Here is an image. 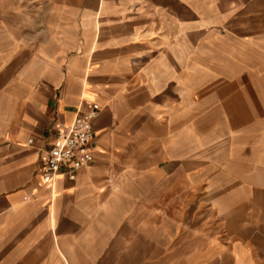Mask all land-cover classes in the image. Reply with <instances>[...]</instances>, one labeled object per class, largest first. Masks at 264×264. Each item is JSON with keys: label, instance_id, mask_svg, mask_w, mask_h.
<instances>
[{"label": "crops", "instance_id": "crops-1", "mask_svg": "<svg viewBox=\"0 0 264 264\" xmlns=\"http://www.w3.org/2000/svg\"><path fill=\"white\" fill-rule=\"evenodd\" d=\"M44 2L0 10V264H264V0ZM84 100L94 161L52 190Z\"/></svg>", "mask_w": 264, "mask_h": 264}, {"label": "built area", "instance_id": "built-area-1", "mask_svg": "<svg viewBox=\"0 0 264 264\" xmlns=\"http://www.w3.org/2000/svg\"><path fill=\"white\" fill-rule=\"evenodd\" d=\"M99 115V105L94 100H84L70 125L57 128L37 169L38 175L49 181L52 190L57 180L65 178L73 181L77 171L93 163L90 151L94 139L93 122ZM28 144H31V140H28Z\"/></svg>", "mask_w": 264, "mask_h": 264}, {"label": "rangeland", "instance_id": "rangeland-1", "mask_svg": "<svg viewBox=\"0 0 264 264\" xmlns=\"http://www.w3.org/2000/svg\"><path fill=\"white\" fill-rule=\"evenodd\" d=\"M46 0H0V10L3 11V14L7 16L9 22L14 20L16 15V11L21 12L23 9V25L24 32L30 33L32 30L42 31L44 28V24L41 23L42 17L32 16V9L36 8H46ZM37 21V23H36ZM40 23V24H38ZM47 44H41L44 51L47 52L46 49Z\"/></svg>", "mask_w": 264, "mask_h": 264}]
</instances>
